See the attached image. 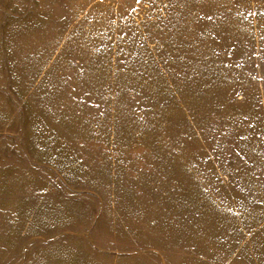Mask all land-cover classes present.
<instances>
[{"label":"rangeland","instance_id":"obj_1","mask_svg":"<svg viewBox=\"0 0 264 264\" xmlns=\"http://www.w3.org/2000/svg\"><path fill=\"white\" fill-rule=\"evenodd\" d=\"M0 264H264V0H0Z\"/></svg>","mask_w":264,"mask_h":264}]
</instances>
